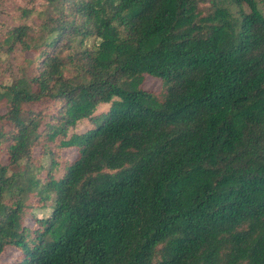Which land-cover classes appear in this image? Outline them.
<instances>
[{"label": "trees", "instance_id": "1", "mask_svg": "<svg viewBox=\"0 0 264 264\" xmlns=\"http://www.w3.org/2000/svg\"><path fill=\"white\" fill-rule=\"evenodd\" d=\"M40 6L0 31V264H264V0Z\"/></svg>", "mask_w": 264, "mask_h": 264}, {"label": "rangeland", "instance_id": "2", "mask_svg": "<svg viewBox=\"0 0 264 264\" xmlns=\"http://www.w3.org/2000/svg\"><path fill=\"white\" fill-rule=\"evenodd\" d=\"M41 0H0V31L6 27L11 28L21 24H27L29 26H35L38 15L33 14L29 18H22L23 10L30 9L35 7L36 11H41ZM92 44V41L88 42ZM21 53L15 52L13 56H5L0 58V82H9L12 80L11 71L9 70L10 66H13V71L16 70V64L20 59ZM71 72V71H70ZM67 76H70L69 73ZM72 76V75H71ZM143 87L148 90H152L156 93H160L162 90V83L157 78L152 76H147ZM4 109H0V114L4 113ZM88 122L84 120L79 126V130H83L87 127ZM77 150V149H76ZM75 149L63 151L62 158L67 161H72L77 156V151ZM41 154V149H35L34 156L38 157ZM1 160L4 164L8 163V158L5 155L1 156ZM45 161V160H44ZM43 161V162H44ZM49 164L48 161H45V165ZM36 214L47 215L46 212L36 211ZM18 255L13 248H7V251L2 255L1 262H9L14 260Z\"/></svg>", "mask_w": 264, "mask_h": 264}]
</instances>
